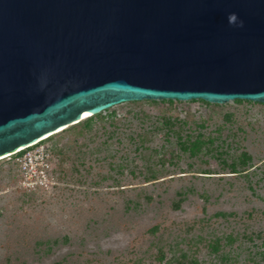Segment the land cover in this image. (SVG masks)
Here are the masks:
<instances>
[{"label":"rangeland","instance_id":"374dc122","mask_svg":"<svg viewBox=\"0 0 264 264\" xmlns=\"http://www.w3.org/2000/svg\"><path fill=\"white\" fill-rule=\"evenodd\" d=\"M157 102L36 145L46 186L0 160V264H264V105ZM187 136L212 143L190 157Z\"/></svg>","mask_w":264,"mask_h":264},{"label":"water","instance_id":"95a60500","mask_svg":"<svg viewBox=\"0 0 264 264\" xmlns=\"http://www.w3.org/2000/svg\"><path fill=\"white\" fill-rule=\"evenodd\" d=\"M162 100L264 105V0H0V158Z\"/></svg>","mask_w":264,"mask_h":264},{"label":"built area","instance_id":"2783aa9c","mask_svg":"<svg viewBox=\"0 0 264 264\" xmlns=\"http://www.w3.org/2000/svg\"><path fill=\"white\" fill-rule=\"evenodd\" d=\"M36 145H38V143L27 146L22 150H17L15 153L7 156V158H13V162L17 165V167L24 174V177L28 180V182H25L26 184L46 186V184L49 183L46 178L45 171V169L48 168V164L46 161L49 158V153L43 148H37Z\"/></svg>","mask_w":264,"mask_h":264},{"label":"trees","instance_id":"16d2710c","mask_svg":"<svg viewBox=\"0 0 264 264\" xmlns=\"http://www.w3.org/2000/svg\"><path fill=\"white\" fill-rule=\"evenodd\" d=\"M149 103H158L157 101H148ZM160 103H167V104H172L173 101L172 100H162V101H159ZM179 102H182V101H179ZM188 102H201V103H204V104H209L207 102H204V101H201V100H192V101H188ZM235 103H242V102H249V101H241V100H235L233 101ZM253 103V102H252ZM263 105V104H262ZM107 111V110H106ZM101 117V114H97L95 116H92L90 118H87L86 120L80 122L81 123V126L85 129H88L90 128L92 122L98 118ZM163 124L165 126H167L168 128H170V119L168 118H163ZM78 123V124H80ZM76 124V125H78ZM74 125V126H76ZM74 126H71V128H73ZM70 128V127H69ZM64 131V130H63ZM56 135V134H55ZM180 138V136H178V139ZM49 139V138H47ZM47 139L45 140H42V141H39L37 142L38 144H41V143H44V141H46ZM212 143V140L208 139L207 141L206 140H203L201 138H199V136H196L194 139H190L189 136H187L186 140H179V147H180V150L185 152V153H188L190 157H195L197 156L198 154H200L203 150L206 149L205 146H207L208 144H211ZM51 151H55L56 153L58 152V149H59V144L58 145H55V144H51L50 143V148H49ZM250 160V157L247 156L246 154H241V157L239 159L240 161V164L243 166V165H246V162ZM230 170H231V173L232 174H235L237 173V169H236V166L235 164L231 163L230 165ZM176 208L179 207V205H175ZM213 250L216 249V247L212 248ZM158 261H162L161 259V256H159L158 258ZM166 264H169V263H166ZM179 264H183V263H179ZM190 264H195V262L191 261Z\"/></svg>","mask_w":264,"mask_h":264},{"label":"clouds","instance_id":"9594fccd","mask_svg":"<svg viewBox=\"0 0 264 264\" xmlns=\"http://www.w3.org/2000/svg\"><path fill=\"white\" fill-rule=\"evenodd\" d=\"M227 19L229 25L235 27H243V21H240L235 13H229Z\"/></svg>","mask_w":264,"mask_h":264},{"label":"bare ground","instance_id":"6f19581e","mask_svg":"<svg viewBox=\"0 0 264 264\" xmlns=\"http://www.w3.org/2000/svg\"><path fill=\"white\" fill-rule=\"evenodd\" d=\"M34 144V143H33ZM33 144H30L29 146L33 145ZM23 148H20L19 150H22ZM4 158H7L6 156L4 157H1L0 160L4 159Z\"/></svg>","mask_w":264,"mask_h":264}]
</instances>
